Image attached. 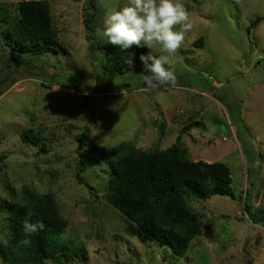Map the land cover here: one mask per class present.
<instances>
[{
  "label": "rangeland",
  "instance_id": "374dc122",
  "mask_svg": "<svg viewBox=\"0 0 264 264\" xmlns=\"http://www.w3.org/2000/svg\"><path fill=\"white\" fill-rule=\"evenodd\" d=\"M23 1L39 0H0V9ZM44 1L65 51L22 54L0 32V208L26 192L52 195L68 222L63 238L88 255L68 264H264V222L245 210L248 199L264 211V0H180L191 23L182 46L171 55L159 44L148 49L167 57L176 84L149 91L142 62L109 77L96 50L108 43L97 34L106 14L129 0H96L94 33L85 25L90 0ZM30 129L37 144L23 140ZM178 137L193 161L224 163L232 174L229 195L190 200L203 226L184 257L127 234L107 200L114 147L163 151ZM6 216L0 209L8 250Z\"/></svg>",
  "mask_w": 264,
  "mask_h": 264
},
{
  "label": "trees",
  "instance_id": "16d2710c",
  "mask_svg": "<svg viewBox=\"0 0 264 264\" xmlns=\"http://www.w3.org/2000/svg\"><path fill=\"white\" fill-rule=\"evenodd\" d=\"M89 4L85 25L94 33L92 24L100 7L96 0H90ZM261 21L253 22L248 32ZM0 32L22 54L40 56L66 50L60 42L48 1H23L14 12L0 9ZM96 50L102 55L101 72L109 77L132 72L133 65L141 63L140 56L148 53L147 47L121 49L101 42H97ZM88 134L89 129L80 143H84ZM38 135L30 129L23 134V140L37 144L41 141ZM109 162L113 173L107 200L125 219L127 234L144 244L156 242L167 247L177 257L187 254L203 226L201 217L191 209L190 200L206 201L230 194L231 169L224 163L193 161L181 137L163 151L144 150L132 142H122L111 150ZM84 165L82 161L80 173L85 171ZM0 209L7 215L10 235L8 250L0 247L6 264H68L87 259L83 244L63 238L68 222L52 195L26 192L19 201L2 200ZM245 210L254 222H264V211L253 212L248 199ZM25 219L43 224L42 230L30 237L29 245L20 243L25 238Z\"/></svg>",
  "mask_w": 264,
  "mask_h": 264
},
{
  "label": "clouds",
  "instance_id": "9594fccd",
  "mask_svg": "<svg viewBox=\"0 0 264 264\" xmlns=\"http://www.w3.org/2000/svg\"><path fill=\"white\" fill-rule=\"evenodd\" d=\"M178 25L180 30H175ZM190 29L189 13L180 0H129L127 6L106 14L103 28H98L97 34L121 49L137 46L152 50L155 44H159L164 52L171 55L182 46L185 33ZM140 60L144 65V91L175 86V72L168 65L166 56L149 52L141 55ZM42 228V223L25 219V238L20 243L31 244L30 237Z\"/></svg>",
  "mask_w": 264,
  "mask_h": 264
}]
</instances>
